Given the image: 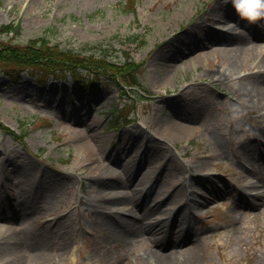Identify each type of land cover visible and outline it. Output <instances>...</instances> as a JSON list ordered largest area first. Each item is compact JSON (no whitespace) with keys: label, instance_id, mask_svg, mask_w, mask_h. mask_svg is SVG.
<instances>
[{"label":"rangeland","instance_id":"1","mask_svg":"<svg viewBox=\"0 0 264 264\" xmlns=\"http://www.w3.org/2000/svg\"><path fill=\"white\" fill-rule=\"evenodd\" d=\"M221 1L137 0L136 11H132L124 6L125 0H0V27L13 24L8 30L0 29V41L26 43L43 36L61 47L96 54L101 51L100 45L118 54L121 48L130 46L131 55L144 61L142 79L148 89L147 94L134 98L140 103L137 112L131 109L133 120L126 125L120 122L121 129L113 133L107 128L112 110L129 101V95L120 98L110 78L103 77L85 90L69 74L48 76L37 83V69L23 65L14 80L0 66V123L16 132L22 127L26 132L14 139L0 128V236L9 230L28 249L17 261L0 253V264H55L54 260L56 264H147L141 255L145 256L152 246L130 238L128 228L108 216L103 204L95 205L97 186L92 179L99 169L93 170L95 166L129 159L132 149L124 152L126 148L119 151L115 146L120 140L130 145L129 134L136 128L146 137L142 141L135 135L136 148L144 149L151 143L164 146L154 160L160 169L156 186L163 179L172 183L184 173L196 174L206 167L214 172L213 179L232 184L229 194L213 196L192 214L183 211L184 206L180 209L184 200L181 205L167 199L160 214L147 212L155 217L152 223L157 225L179 209L181 218L185 213V223L196 232L187 243L193 248L191 242L197 239L203 253L200 264H264V200L260 208L238 215L229 225L236 196L256 180L255 175H246L239 155L244 153L243 145L262 133L254 130V112L235 103L240 98L237 84L227 77L248 70L259 55L252 52L244 64L217 80L215 76L205 77V72L228 57L225 45H195L196 35L189 40L192 48L182 41L191 38L197 21L208 28L224 25L220 17L214 19L211 14L213 6ZM241 27L238 24L234 30ZM137 35L146 39L144 46L139 45V39L129 42ZM250 39L243 43L246 49ZM258 43H264V38ZM170 47L181 57L168 68L165 57L154 60V56ZM204 50L215 53L199 65H188ZM240 53L239 57L246 56L245 49ZM225 68L221 66L220 71ZM181 87H185L184 96ZM164 109L181 118L184 125L185 132L171 141L163 138L160 128L166 122ZM179 111L185 113L177 116ZM86 121L92 125L86 126ZM218 137L223 146L217 143ZM248 155L243 154L257 167L263 164L257 153L253 158ZM172 163L179 167L173 168ZM117 164L114 166L122 170ZM143 164V169L135 168L133 182L148 161ZM196 185L191 188L199 190ZM140 186L147 188L145 184ZM150 196L153 199L154 192ZM218 200L229 206L227 212L216 208ZM119 204L124 215L121 206L125 205ZM26 207L28 210L23 211ZM6 241L17 243L0 237V250Z\"/></svg>","mask_w":264,"mask_h":264},{"label":"bare ground","instance_id":"2","mask_svg":"<svg viewBox=\"0 0 264 264\" xmlns=\"http://www.w3.org/2000/svg\"><path fill=\"white\" fill-rule=\"evenodd\" d=\"M234 6L235 4H233L231 0L218 2L213 6L211 14L214 16V19L220 17L224 22L227 21L228 17L234 18V21H237V19L241 20L242 16L234 8ZM263 25L264 22L259 25L258 30L257 28L253 30L252 27H250V31L247 34L236 36L224 29L208 28L203 21H197L191 29V38H185L182 40L188 43L191 48L193 47V43L195 45L202 44V46H208L211 43L215 44L216 42H221L225 45V52L228 57L219 62L218 66H210V68L205 72V77L215 76L217 80L220 76L227 77L228 74H231V72L238 67L237 65L244 64L247 57H249L250 54L252 55V52L257 53L259 57H257V61L254 65H250L249 73L237 78L238 80L236 84L238 86L237 91L241 98L240 104L250 107L257 113L261 112L262 117H264V51L261 48L258 49L261 46L258 43V40L264 36V28H262ZM193 35L196 36L192 43L189 40L192 39ZM249 35L256 39L250 41V46L248 48L251 50L243 47V43L247 37L249 38ZM243 49H245L246 56L239 57L241 54L240 52H242ZM214 53V50H204L191 58L190 61H188V65H199L202 60H208ZM160 55L165 57L168 61V68L176 64L175 61L181 57L179 53L171 47L166 49V52L162 51L156 53L154 60L158 59ZM221 66H225L226 68L220 71ZM229 77L230 76H228L227 79ZM184 89L185 87H181L180 94H182ZM182 96L184 95L182 94ZM177 106L178 105L176 104L172 109L174 110ZM170 113L171 112L167 113V109H164L165 116L163 117V120L166 119V122L163 126H160V128L163 129V138L168 141L176 139L185 132L181 118L178 119L174 115L171 116L173 113ZM181 113L185 112L179 111L177 116L179 114L181 115ZM85 125L91 126L92 124L86 121ZM263 128L264 125L260 128L264 133ZM135 135L138 136V139L141 138L142 141L146 140V137L141 133L140 129L136 128L130 133L132 138H129V140L132 141L130 145L125 146V142L122 141L118 143L116 147L117 150H122V147L126 148L124 149V152L127 149H132V151L129 152V159L125 162H120V164L118 163L121 166L113 161H109L102 166H95L93 168V170H97V168H99L98 172L92 175V179L97 186L95 190L97 203L95 205L97 206L98 203L100 205L103 204L104 210H106L108 216L112 217L114 220L116 219V222L118 221L120 226L126 227L125 229L128 228L127 231L130 238H141L143 241L152 246L151 249L146 252L145 256L141 255L143 258L145 257L144 259L147 264H200L203 259V253L199 250L200 245L196 241L197 239L191 242V244H194L193 248H191L190 243L184 245L196 235V232L192 229V227L185 223L187 220L185 213L183 214L184 219L181 218V214L179 215L178 209V212L176 211L175 215L162 219L157 223V225L152 223L149 219L154 217H151V214H160L162 212V202L165 200L171 199L173 203H180L182 205V201L186 195L191 197V199L193 198V200H189V202L182 205L180 209L184 206L183 211L187 214H192L193 211L195 212L201 210V206L205 204L206 201L215 198L213 196L226 194L229 189L228 185H225L221 179L199 177L192 174L188 178V184H186L187 182L184 183L182 178L172 183H165L163 179L161 183L156 186L157 178L160 176V169L156 166L154 160L156 159L157 152L164 146L160 143H151L148 146V151L150 152L149 155L148 153L143 154L144 150L136 148L133 143ZM95 140L99 143V139H94V142ZM216 141L220 146H223L220 137L216 138ZM256 144L257 142L253 140V149H250L248 146H243V154L245 155L247 153L253 155L258 152L259 158L263 160L264 163V147H257ZM166 149L169 148L167 147ZM251 150L252 152H250ZM172 154L173 153L171 151L168 152L169 156H172ZM147 161L148 164L145 165L142 174L138 177V180L136 179V181L133 182L136 173L135 170L137 168L143 169V163ZM116 164L121 167L122 170L117 169L114 166ZM172 167L178 168L179 166L178 164L172 163ZM207 168L209 167H206L205 169ZM263 178L264 174L260 180ZM142 184H145L147 188H142L140 186ZM194 184H197L196 187L199 190L188 189V186H193ZM152 192H154L155 196L153 202L150 203V199L152 198L150 195ZM193 192L195 195L194 197L191 196ZM198 193L202 194L204 197H200ZM263 196L264 194L256 196H240V198L236 201V209H234L235 213L238 214L242 210L244 214L252 211L254 207L260 206L264 200ZM119 203L125 205L121 206L125 209V211L121 212L124 215L120 214L118 207L120 205ZM26 210H28V207L24 208L23 211ZM147 212L152 213L146 215ZM0 237L17 242L15 244H7L9 243L8 241L3 242L4 247L0 250V253L7 254L15 261L20 260L22 258L21 255H25L27 253L28 249L22 247L24 244L20 242V240L12 234L11 231L6 230L5 234H2ZM39 250L42 251L41 249ZM182 250L183 252H181ZM46 260H49L47 255ZM54 263L56 264L57 262L54 260ZM120 264L131 263L120 262Z\"/></svg>","mask_w":264,"mask_h":264},{"label":"trees","instance_id":"3","mask_svg":"<svg viewBox=\"0 0 264 264\" xmlns=\"http://www.w3.org/2000/svg\"><path fill=\"white\" fill-rule=\"evenodd\" d=\"M130 4H134V0H129ZM0 57L2 53L7 56L17 55L29 56L34 60L47 59L52 62H59L63 64L68 70L74 71L77 67L76 63L80 62V65L84 67L91 68L93 70H98V73H105L113 77L114 82L118 87L121 84L126 83L130 85L140 84V68L141 65L135 64L128 57L126 61L121 62L119 60H113L112 57H107L104 54H85L84 56H79L74 50H65L58 47V45H49L44 37H40L37 40H33L27 46L23 47H13L9 43L0 44ZM78 57L80 60L78 61ZM77 70H75V73ZM91 82V81H90Z\"/></svg>","mask_w":264,"mask_h":264},{"label":"clouds","instance_id":"4","mask_svg":"<svg viewBox=\"0 0 264 264\" xmlns=\"http://www.w3.org/2000/svg\"><path fill=\"white\" fill-rule=\"evenodd\" d=\"M237 11L250 22L264 17V0H233Z\"/></svg>","mask_w":264,"mask_h":264}]
</instances>
